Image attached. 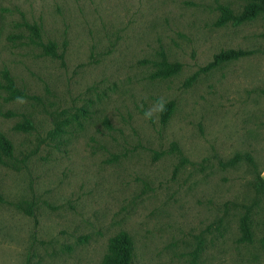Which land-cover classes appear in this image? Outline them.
<instances>
[{
	"label": "rangeland",
	"instance_id": "1",
	"mask_svg": "<svg viewBox=\"0 0 264 264\" xmlns=\"http://www.w3.org/2000/svg\"><path fill=\"white\" fill-rule=\"evenodd\" d=\"M223 6L245 1L0 0V84L27 94L0 88V264H103L121 232L134 264H264V15Z\"/></svg>",
	"mask_w": 264,
	"mask_h": 264
},
{
	"label": "trees",
	"instance_id": "2",
	"mask_svg": "<svg viewBox=\"0 0 264 264\" xmlns=\"http://www.w3.org/2000/svg\"><path fill=\"white\" fill-rule=\"evenodd\" d=\"M245 7L241 14H235L230 8L222 7V21L233 22L235 25H240L255 18L258 15H264V0H244ZM29 29L33 32L36 38H41L40 28L37 26H28ZM38 44L44 48L46 54L50 56H59L60 59H63V55H58L57 45L54 42L49 44ZM242 50H228L223 51L214 56V61L208 66L212 68L218 63L223 61H228L232 59H239L244 55ZM182 69L180 63H169L165 58L160 64L158 71L156 72V77L158 78H168ZM5 84H0V88H3L8 93V100H17L18 97L23 99L27 98L25 91L20 90L11 75L8 71L4 72ZM174 110V103L169 102L166 104L165 110L161 113L162 121L165 123L170 118ZM28 127H31V123L27 121L25 123ZM14 146L11 140L4 134L0 133V163L5 162L6 159H12L14 156ZM262 176V175H261ZM260 184L264 190V180L260 177ZM2 196L0 195V202H2ZM242 237L240 238L241 243L252 242V230L250 220L245 217L242 220L241 224ZM135 258V248L131 236L127 232H121L115 237L111 238L109 241L108 252L105 255L103 264H134Z\"/></svg>",
	"mask_w": 264,
	"mask_h": 264
},
{
	"label": "clouds",
	"instance_id": "3",
	"mask_svg": "<svg viewBox=\"0 0 264 264\" xmlns=\"http://www.w3.org/2000/svg\"><path fill=\"white\" fill-rule=\"evenodd\" d=\"M17 100L20 102H24L22 97H18ZM165 107L166 102L162 98L158 99L152 107L145 111V119H152L155 114L162 113L165 110Z\"/></svg>",
	"mask_w": 264,
	"mask_h": 264
},
{
	"label": "crops",
	"instance_id": "4",
	"mask_svg": "<svg viewBox=\"0 0 264 264\" xmlns=\"http://www.w3.org/2000/svg\"><path fill=\"white\" fill-rule=\"evenodd\" d=\"M262 178H263V180H264V169H263V172H262Z\"/></svg>",
	"mask_w": 264,
	"mask_h": 264
}]
</instances>
